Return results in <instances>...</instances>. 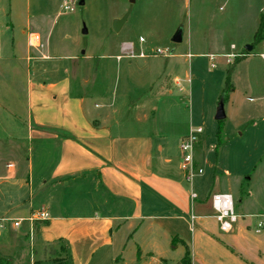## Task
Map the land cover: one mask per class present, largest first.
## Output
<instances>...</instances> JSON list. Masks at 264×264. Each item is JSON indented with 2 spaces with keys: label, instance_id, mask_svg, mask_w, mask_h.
Listing matches in <instances>:
<instances>
[{
  "label": "rangeland",
  "instance_id": "obj_1",
  "mask_svg": "<svg viewBox=\"0 0 264 264\" xmlns=\"http://www.w3.org/2000/svg\"><path fill=\"white\" fill-rule=\"evenodd\" d=\"M131 1L85 0L80 5L81 0H72L71 11L63 8L64 0H0L2 152L11 146L6 140L14 134L15 120L20 122L27 115L29 77L35 79L44 68L67 69L78 91L81 77L87 75L84 99L88 110L93 101H114L121 109L117 118L131 124L139 116L136 104L146 103L150 130H160L157 142L166 145L173 166L184 162L180 141L201 128L194 147V189L211 199L219 191L232 194L240 216L236 225L248 223V237L264 247V233L255 232L257 224L264 223V40L255 41L264 19V0H136L127 23L117 33L113 22L124 16ZM179 29L183 42L174 44L172 38ZM31 32L40 34L44 45L40 51L31 50L32 56L48 54L50 62L25 60ZM140 35L147 40V57L122 54L123 41ZM247 46L253 50L248 52ZM157 50L168 51L172 57ZM207 54L217 56L215 67ZM238 57L242 60L235 65ZM103 71H109L111 78L101 76ZM164 71L173 76L172 93L160 97L157 89ZM175 76L181 80L178 84L173 82ZM108 86L111 91L104 94ZM221 100L227 117L216 121ZM54 250L60 251L59 246ZM7 253L2 250L0 257L12 264H30L26 256L10 258ZM126 256L130 257L129 251ZM42 264L53 263L42 259Z\"/></svg>",
  "mask_w": 264,
  "mask_h": 264
},
{
  "label": "crops",
  "instance_id": "obj_2",
  "mask_svg": "<svg viewBox=\"0 0 264 264\" xmlns=\"http://www.w3.org/2000/svg\"><path fill=\"white\" fill-rule=\"evenodd\" d=\"M129 38L121 53L128 44L139 52L147 48L144 36ZM43 47L30 48L27 38L25 60L50 62L48 54L32 56ZM101 76L111 78L109 71ZM160 77L157 94H171L173 76L164 71ZM87 85V75L82 76L77 91L67 69L44 68L35 79L29 77L27 115L15 120L8 150L0 148V220L6 224L0 230V254L5 249L10 258L23 255L30 264H42V259L52 261L51 250L62 241L72 264H182L186 247L190 264H264L263 245L248 237L250 225L222 232L211 197L196 192L183 163L172 165L168 148L157 142L160 130H150L146 103L136 104L139 116L128 124L117 118L121 109L114 101H93L88 110ZM107 88L104 94L111 91ZM42 211L49 219L36 231L29 219Z\"/></svg>",
  "mask_w": 264,
  "mask_h": 264
},
{
  "label": "built area",
  "instance_id": "obj_3",
  "mask_svg": "<svg viewBox=\"0 0 264 264\" xmlns=\"http://www.w3.org/2000/svg\"><path fill=\"white\" fill-rule=\"evenodd\" d=\"M72 0H64L63 8L66 10H71ZM28 45L30 48H41L42 47V41L41 37L38 34H30L28 38ZM122 54L125 56H128L130 58H145L147 57L144 51L139 52L138 54L136 53V50L133 45L128 44L123 48ZM157 54H162V55H168V57L171 56L168 51H162V50H157ZM231 57H235L234 55H230ZM212 67H215L214 60L217 57L216 55H208ZM120 59V58H119ZM202 129L198 128L194 131H192L186 139L181 141L180 144V150L183 155V169L186 172V179L188 182L192 183L195 176L197 175L195 173L196 169L194 166V147L196 143L199 141L198 136L202 134ZM202 170L199 169L198 174H201ZM193 199L197 198V194L192 195ZM212 206L215 211V218L216 221L219 225V228L222 232L224 233H230L234 230L235 225L237 224L240 216L236 214V209H235V200L233 198L232 194L228 193H219L215 194L212 197ZM49 215L47 212H38L34 216H32L29 221L34 224L36 222H45L48 221ZM197 217L192 215L190 219L191 223V228L194 229L195 227V222H196ZM5 220H0V230L5 228L6 224L4 222ZM15 227H20L21 223L19 221H16L14 223ZM264 227V223L260 222L258 224V228L256 230V233H261L262 228ZM30 236L31 239H33V227L30 230Z\"/></svg>",
  "mask_w": 264,
  "mask_h": 264
},
{
  "label": "trees",
  "instance_id": "obj_4",
  "mask_svg": "<svg viewBox=\"0 0 264 264\" xmlns=\"http://www.w3.org/2000/svg\"><path fill=\"white\" fill-rule=\"evenodd\" d=\"M263 31H264V19H262L259 30L257 31L256 36H255V41L257 43L262 42L264 40V35H262ZM241 60H242V57H238L235 60L236 61L235 65L240 63ZM231 72H232V70H231ZM228 81L230 83V78ZM225 97H227V95ZM217 149H218V146L216 147V150ZM41 223L43 224L45 222H36L34 224L36 226V228H35L36 231L42 225ZM45 224H47V222ZM180 243L184 244L183 242H180ZM173 244L175 245V240L173 241ZM57 245L59 246L60 251H57L54 249L51 250L53 264H72V256H71L70 251L67 249V247L63 244L62 241H59L57 243ZM189 256H190V252H189V249L186 247V254H185V257L182 261V264H190V257ZM0 264H12V262H10V259H2L0 257ZM34 264H37V263H34Z\"/></svg>",
  "mask_w": 264,
  "mask_h": 264
},
{
  "label": "water",
  "instance_id": "obj_5",
  "mask_svg": "<svg viewBox=\"0 0 264 264\" xmlns=\"http://www.w3.org/2000/svg\"><path fill=\"white\" fill-rule=\"evenodd\" d=\"M136 0H132L130 7L128 9V11L124 14V16H122L119 19L114 20L113 22V29L115 32L119 33L123 26L127 23L129 16L132 12V7L133 4L135 3ZM85 4V0H81L80 5H84ZM87 31L85 30V33ZM172 42L174 44H181L183 42V30L179 29L175 35L172 38ZM246 50L248 52H251L253 50V46H247ZM227 117L226 115V110H225V102L223 100L220 101L219 106L217 108V112H216V116H215V120L216 121H223L225 120Z\"/></svg>",
  "mask_w": 264,
  "mask_h": 264
}]
</instances>
